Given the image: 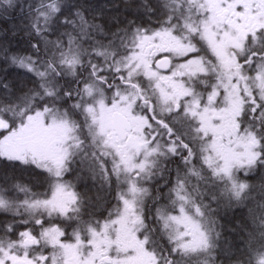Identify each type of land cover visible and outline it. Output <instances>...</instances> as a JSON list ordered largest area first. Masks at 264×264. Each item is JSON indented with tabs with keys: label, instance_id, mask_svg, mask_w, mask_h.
<instances>
[{
	"label": "snow or ice",
	"instance_id": "snow-or-ice-1",
	"mask_svg": "<svg viewBox=\"0 0 264 264\" xmlns=\"http://www.w3.org/2000/svg\"><path fill=\"white\" fill-rule=\"evenodd\" d=\"M9 21L0 161L31 179L0 176V264H264V0H0Z\"/></svg>",
	"mask_w": 264,
	"mask_h": 264
},
{
	"label": "trees",
	"instance_id": "trees-1",
	"mask_svg": "<svg viewBox=\"0 0 264 264\" xmlns=\"http://www.w3.org/2000/svg\"><path fill=\"white\" fill-rule=\"evenodd\" d=\"M99 3L101 4H104V3H107L109 2V0H98ZM117 3H120L121 0H116ZM11 21H9L8 23H0V28H6L8 27V24H10ZM9 73H11L10 75V79L13 78L16 74H15V71L13 69H9ZM4 73H0V75H3ZM7 175L8 177H12V176H15L17 178V180L23 184H28L29 183V179H30V175L28 174L27 171H23L21 169H15L13 170L12 168H7V170L5 171V168H4V162L0 161V176H3V175ZM1 214V213H0ZM6 215V214H5ZM6 220V218H5ZM0 221H3L2 218H0ZM13 239H15L13 237Z\"/></svg>",
	"mask_w": 264,
	"mask_h": 264
},
{
	"label": "flooded vegetation",
	"instance_id": "flooded-vegetation-1",
	"mask_svg": "<svg viewBox=\"0 0 264 264\" xmlns=\"http://www.w3.org/2000/svg\"><path fill=\"white\" fill-rule=\"evenodd\" d=\"M29 174V173H28ZM30 179H31V177H30ZM30 179H29V181H30ZM68 179H73V177H68ZM34 191H36V190H38V189H33ZM0 218H2L3 219V221L5 220V218H6V220H11L12 219V217H11V215L10 214H4V213H1L0 214ZM53 223H58V221H56V220H53ZM47 226V225H46ZM23 230V228H20V229H18V231H22ZM15 238V237H14Z\"/></svg>",
	"mask_w": 264,
	"mask_h": 264
},
{
	"label": "rangeland",
	"instance_id": "rangeland-1",
	"mask_svg": "<svg viewBox=\"0 0 264 264\" xmlns=\"http://www.w3.org/2000/svg\"><path fill=\"white\" fill-rule=\"evenodd\" d=\"M253 195H256V193H253ZM20 198L22 199L23 197L21 196Z\"/></svg>",
	"mask_w": 264,
	"mask_h": 264
}]
</instances>
